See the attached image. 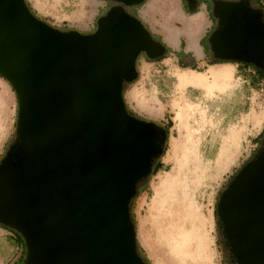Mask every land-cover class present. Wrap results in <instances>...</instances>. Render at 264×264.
<instances>
[{"label": "water", "instance_id": "95a60500", "mask_svg": "<svg viewBox=\"0 0 264 264\" xmlns=\"http://www.w3.org/2000/svg\"><path fill=\"white\" fill-rule=\"evenodd\" d=\"M93 32L62 30L27 0H0V75L18 99L16 139L0 160V224L25 241V264H149L132 203L167 130L137 117L124 89L137 59L167 47L111 0ZM191 8L199 0H189ZM215 57L264 69V20L249 0H214ZM217 211L238 264H264V145L220 194Z\"/></svg>", "mask_w": 264, "mask_h": 264}, {"label": "rangeland", "instance_id": "374dc122", "mask_svg": "<svg viewBox=\"0 0 264 264\" xmlns=\"http://www.w3.org/2000/svg\"><path fill=\"white\" fill-rule=\"evenodd\" d=\"M27 2L51 25L82 33L93 32L113 5L111 0ZM127 8L137 13V5ZM152 30L157 33L156 27ZM149 59L142 56L138 78L126 84V104L137 117L163 127L171 118L173 124L160 159L163 166L141 181L131 208L138 245L149 264H237L217 208L233 174L263 149L264 78L253 67L233 62L196 71L179 68L169 56ZM17 118L15 89L0 75L1 159L16 139ZM175 174L181 180H172ZM20 237L15 241V233L0 226V264H25Z\"/></svg>", "mask_w": 264, "mask_h": 264}, {"label": "crops", "instance_id": "0c3cea01", "mask_svg": "<svg viewBox=\"0 0 264 264\" xmlns=\"http://www.w3.org/2000/svg\"><path fill=\"white\" fill-rule=\"evenodd\" d=\"M151 2L140 6L137 14L151 29L157 28L166 43L169 58L183 70H194L195 66L196 71H203L210 67L209 61L216 58L209 40L217 22L213 8L204 0H199V6L194 9L189 0H156L155 7Z\"/></svg>", "mask_w": 264, "mask_h": 264}, {"label": "trees", "instance_id": "16d2710c", "mask_svg": "<svg viewBox=\"0 0 264 264\" xmlns=\"http://www.w3.org/2000/svg\"><path fill=\"white\" fill-rule=\"evenodd\" d=\"M145 2H146V0H144L143 3L137 5V8H139L140 6H142ZM27 3H28V2H27ZM112 3H113V1H112ZM254 3H255V6L261 8V9L264 11V0H254ZM28 5H29V3H28ZM29 6H30V5H29ZM30 7H31V6H30ZM127 9H128V8H127ZM31 10L36 14V12L33 10L32 7H31ZM36 15H37V14H36ZM135 15L138 16V14H137L136 12H135ZM37 16H38V15H37ZM144 23H145V22H144ZM145 25H146V27H147V24H146V23H145ZM216 26H217V22H216V24H215L214 27H216ZM147 28L150 29L149 27H147ZM150 30H151V29H150ZM152 34H153V36H154L156 39L160 40L163 44L166 45V43L163 41L162 36H161L160 34L155 33V32H152ZM142 56H143V57H147V56L145 55V53H142V55L140 54L139 57H138V59H137V65H138L139 60L142 58ZM168 56H169V51H167L163 56H161V57H159V58H156V59H152V60L149 59V61H158V60H162V59H164V58H166V57H168ZM147 60H148V59H147ZM224 62H233V63L242 64V65H244V66L253 67V68L255 69V71L258 73V76L261 77V78H264V71H263L262 69L258 68L257 66L251 64V63H247V62H244V61L223 60V59H219V58H215V59H212L211 61H209L210 64H217V63H224ZM184 67H186V65H184ZM192 69L195 70V69H197V67L193 66ZM134 81H135V80H134ZM134 81H133V82H134ZM130 83H132V82H130ZM130 83H129V84H130ZM126 86H127V85H126ZM126 86H125V89H124V95H125V91H126ZM127 107H128V106H127ZM128 109H129V107H128ZM129 110H130V112H132L134 115L138 116V115H137L135 112H133L131 109H129ZM157 123H159V122H157ZM172 124H173V120H172L171 118L167 119V122L164 123V128L167 130L168 136H169V128L172 126ZM259 136H260L261 141H262V144H261L262 146H261V147H263V145H264V130L259 134ZM167 139H168V138H167ZM165 151H166V147H165V149H164V152H165ZM163 154H164V153H163ZM163 154H162V155H163ZM162 155H160L156 160H154V162H153V168H152L151 174H154V173L158 172V171L162 168L163 163L160 161ZM2 157H3V156H2ZM0 160H1V158H0ZM249 161H250V160H249ZM245 164H246V163H245ZM239 170H240V169H239ZM239 170H238V171H239ZM238 171H237V172H238ZM235 175H236V173L233 174V176L231 177V179H233V177H234ZM139 189H140V185H139V188H138V192H137L136 196H135L134 199H133L132 209H133L134 201H135V199L137 198V196L139 195ZM132 209H131V210H132ZM132 213H133V212H132ZM133 219H134V217H133ZM0 226H4V227L9 228L10 230H12V231L15 233V235H16V239H15V241L18 242V239H21L20 236H22V235H21L20 233H18L17 231L11 229L10 227H8V226H6V225H2V224H0ZM138 249H139V253L142 255V257H143V258L149 263L148 259H147L146 256L144 255V251H143V249H141V247H140L139 245H138ZM228 259L230 260L229 257H228ZM229 263L232 264L233 262L230 260ZM236 263H237V260H236ZM233 264H234V263H233ZM237 264H238V263H237Z\"/></svg>", "mask_w": 264, "mask_h": 264}, {"label": "bare ground", "instance_id": "6f19581e", "mask_svg": "<svg viewBox=\"0 0 264 264\" xmlns=\"http://www.w3.org/2000/svg\"><path fill=\"white\" fill-rule=\"evenodd\" d=\"M156 0H152V2H151V5L153 6V7H155L156 6ZM149 6V5H148ZM159 7V6H158ZM156 10V9H155ZM154 11V10H153ZM219 74H217L216 76H218ZM179 120L180 121H183V119H184V115H183V113L181 114H179ZM182 142V143H181ZM179 144H177L176 145V147H177V150H179L180 151V149H183V144H185L183 141H181ZM172 177V180H174V181H179V180H181L180 179V177L179 176H177L176 174L175 175H173V176H171Z\"/></svg>", "mask_w": 264, "mask_h": 264}, {"label": "flooded vegetation", "instance_id": "af4514ba", "mask_svg": "<svg viewBox=\"0 0 264 264\" xmlns=\"http://www.w3.org/2000/svg\"><path fill=\"white\" fill-rule=\"evenodd\" d=\"M206 3H208L207 5L208 6H210L211 8H213V6H214V0H204ZM250 2H251V5L253 6V8H255V9H257V10H259V11H262V18H263V20H264V11L261 9V8H259V7H257V6H255V3H254V0H249ZM216 21H217V25H218V17H216ZM258 68H260V67H258ZM260 69H262V68H260ZM263 71H264V69H262ZM234 263V262H233ZM232 263V264H233ZM235 264V263H234Z\"/></svg>", "mask_w": 264, "mask_h": 264}]
</instances>
